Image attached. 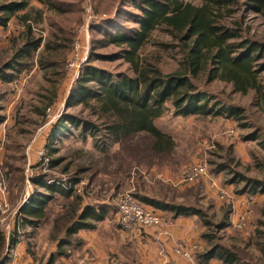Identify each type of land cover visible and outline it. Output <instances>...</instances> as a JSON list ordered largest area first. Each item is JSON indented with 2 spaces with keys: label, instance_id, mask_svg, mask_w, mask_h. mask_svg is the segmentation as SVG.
I'll return each instance as SVG.
<instances>
[{
  "label": "trees",
  "instance_id": "1",
  "mask_svg": "<svg viewBox=\"0 0 264 264\" xmlns=\"http://www.w3.org/2000/svg\"><path fill=\"white\" fill-rule=\"evenodd\" d=\"M78 1L80 4L81 0ZM127 1L132 8L127 15L135 25L120 29L113 25L112 33H103L99 24L91 25L95 35L89 60L121 58L131 74L111 72L93 64L83 67L66 98L68 106L81 105L80 114L65 111L51 125L43 146L45 160L29 177L33 189L19 207V221L29 225L32 235L41 225H48L47 240L55 244L48 264H62V257L68 258L72 249L85 244L79 231L94 230L109 217L106 205L86 201L85 195L67 185L70 180L80 179L87 170L96 169L95 163L74 164L73 167L71 161L63 163L64 156L57 155L71 130H76L82 139L87 136L96 139L95 145L101 140V151L109 144L120 145L113 156L121 177L113 171L108 173L112 185L120 188L132 166L146 172L152 168L162 171L165 167L178 170L189 161L187 151L177 152L175 138L155 123L165 112L183 117L220 114L237 119L252 106L264 110V42L255 37V29L246 18L247 14H253L264 19V0H199L198 4L184 0ZM40 2L49 11L58 10L64 15L62 23L55 25L45 50L37 57L41 68L52 71L54 77L51 78L57 86L63 78L61 68L66 55L72 49L75 26L81 23L80 9L76 10V15L74 12L66 14L68 11L61 6L64 4L61 0ZM93 6L96 12L110 11L113 0H95ZM19 12L22 13L18 15ZM120 13L122 11L112 21H102L101 26L119 21ZM43 15V9L33 6L30 0H0V26H5L12 17L18 18L23 26L20 38L15 39L13 55L0 63V79L13 81L15 75H6L5 72H9L6 70L13 68L19 72L26 65L22 60L33 58L41 37L35 34L32 25L41 22ZM156 33L167 39L156 37ZM111 44L118 47L114 54H101L96 50ZM147 46L151 49L143 53L142 49ZM166 51L177 55V69L165 72L160 67L161 52ZM33 64L32 60L28 68ZM200 75L204 76L201 86ZM215 80L230 84L233 93L251 94L248 106L233 103L229 96L225 101L219 100L207 91ZM3 118L0 116V121ZM5 147L1 167L8 197L14 199L22 192L23 144L13 138L6 141ZM227 153L226 162H239L236 152L227 148ZM55 172L60 174L62 182L54 179ZM92 178L93 175L89 176ZM261 187L264 189V184ZM186 191H176L168 184L155 182L148 193L140 191L134 198L153 207L161 217L164 213L170 219L198 220L203 245L191 248L194 263L253 264L243 258L238 247L218 241L216 230L229 225L227 217L225 221L213 222L196 202L184 199L188 195ZM260 214L264 216V202L260 205ZM116 223L120 227L119 221ZM15 224L19 223L15 220ZM17 242V229L7 234L0 226V264L11 263Z\"/></svg>",
  "mask_w": 264,
  "mask_h": 264
},
{
  "label": "rangeland",
  "instance_id": "2",
  "mask_svg": "<svg viewBox=\"0 0 264 264\" xmlns=\"http://www.w3.org/2000/svg\"><path fill=\"white\" fill-rule=\"evenodd\" d=\"M61 1L64 3L61 5L63 9L68 11L66 14L74 12L76 15V10L80 9L78 15L81 23L75 26L72 49L66 55L62 65L63 78L59 81L60 83L57 86L53 84L52 71L49 68H41L37 57L41 51L45 50L55 25L62 23L64 15L58 10L49 11L40 0H30V2L33 6L43 9L42 21L32 25L35 34L41 37V44L35 50L32 59L22 60L26 65L21 68V71L17 72L13 68L6 70L9 71L5 72L6 75L7 73L15 75L13 81L6 82L0 79V116H4L0 121L2 167L6 141H12L14 138L15 141L18 140L23 144L21 151L24 163H20L23 165V182L20 183L22 192L14 199L7 196L8 208L2 215L6 219L0 223L7 234L17 229L18 242L15 248H18L19 244V248L22 249L20 251L22 260L18 264H48L50 253L55 249V244L47 240L48 225H41L32 235L29 225H22L19 221V207L33 189L32 185L31 188L29 186V177L45 160H43V146L51 125L65 111L80 114L81 105L77 103L68 106L66 98L73 85L79 80L83 67L86 64H93L111 72L122 71L131 74L128 64L121 58L89 60L95 35L91 25L99 24L103 33H112L113 25L119 29L134 26L135 23L127 15L129 9H132L129 2L113 0V8L110 11L96 12L93 6L95 0H81L80 4L77 0ZM184 1L199 3V0ZM120 11H122L120 22L115 20L109 23L111 25L101 26L102 21L116 19ZM20 13L22 12L18 15ZM246 18L255 29V37L264 42V19L253 14H247ZM22 28L19 19L15 17H12L5 26H0V63L13 55L16 49L14 42L15 39L20 38ZM155 36L167 39V36L159 33ZM117 49V46L111 44L96 50L107 55L114 54ZM150 49L147 46L142 50L145 53ZM175 57L177 58V55L173 51L161 52L160 67L163 71L177 69ZM32 60L34 64L28 68ZM203 81L204 76L200 75L198 78L200 86L204 85ZM207 91L214 93L222 101L229 96L233 103L243 107H247L251 100V94L233 93L230 84L218 80L213 81ZM83 115L86 116L87 112L84 111ZM241 115L237 119L220 114L183 117L175 116L169 111L165 112L155 123L161 130L175 138L178 143L177 152L187 151L189 161L178 170L165 167L162 171L152 168L146 172L145 169L132 166L120 188L112 185V180L108 176L111 171L120 175L116 170L117 162L113 156L119 149V144H109L101 151L102 147L99 143L101 140L95 145L96 139L90 136L82 139L76 130H71L72 135L69 134L64 138V144L59 146L57 155H63L65 159L63 163L71 161L73 167L74 164L95 163L93 166L96 169L87 170L81 174L80 179L70 180L67 185L74 188L76 193L85 195L86 201L106 205L109 217L103 221L114 223L117 221L121 195L130 194L134 197L135 193L146 192L144 189L149 192L152 187H155V182L168 184L176 191L187 190L188 195L184 199L196 202L213 222L225 221L227 217L229 225L224 229L216 230L218 241L228 246L238 247L243 258L253 264H264V216L260 214V205L264 202V189L261 187V184H264V110L252 106L249 111ZM251 134L254 137L249 136ZM227 148L236 152L239 162L236 160L226 162ZM194 162L207 165L210 179L201 177L190 184L182 183L186 169ZM55 175L54 179L62 182L60 174L55 172ZM91 175L93 178L89 179ZM211 179L215 181L213 184L217 187L210 185ZM161 214L162 217H166L164 213ZM15 220L19 223L18 225L15 224ZM15 248L12 261L16 257ZM79 248L72 249L68 258L62 257V264H74V252ZM112 258L126 261L118 255H109L101 262L109 264Z\"/></svg>",
  "mask_w": 264,
  "mask_h": 264
},
{
  "label": "crops",
  "instance_id": "3",
  "mask_svg": "<svg viewBox=\"0 0 264 264\" xmlns=\"http://www.w3.org/2000/svg\"><path fill=\"white\" fill-rule=\"evenodd\" d=\"M116 222L101 221L94 230H80L85 244L74 252V264H101L111 254L134 264H192L176 255L173 247L178 243L188 248L203 245L202 227L191 217H163L159 227L131 230L117 226ZM21 250L18 244L11 264L22 260Z\"/></svg>",
  "mask_w": 264,
  "mask_h": 264
},
{
  "label": "built area",
  "instance_id": "4",
  "mask_svg": "<svg viewBox=\"0 0 264 264\" xmlns=\"http://www.w3.org/2000/svg\"><path fill=\"white\" fill-rule=\"evenodd\" d=\"M41 154V153H40ZM208 167L205 163L201 162H194L188 166L186 169L185 175L182 178V183H192L198 180L201 177H208ZM210 179V177H208ZM213 179L209 181L210 185L216 186L213 184ZM215 182V181H214ZM29 186L31 188V184L29 182ZM8 196V189H7V182L2 172L1 164H0V223L5 221L6 217L2 216L7 208ZM117 219L119 224L122 228L131 230V229H138L142 227H159L162 223V217L160 213H158L153 207L146 206L137 201L132 195L130 194H123L119 198V205L117 210ZM193 247H200L199 244H195ZM173 252L187 259L194 263L192 259V251L191 248L185 246L184 244L178 243L173 247ZM105 264V263H101ZM109 264H133L128 263L118 259H110ZM208 264H219L216 261H211Z\"/></svg>",
  "mask_w": 264,
  "mask_h": 264
}]
</instances>
